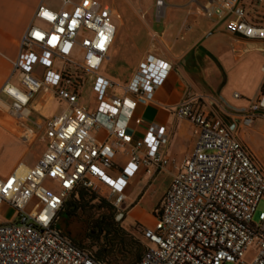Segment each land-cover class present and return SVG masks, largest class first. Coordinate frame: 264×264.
<instances>
[{
  "label": "built area",
  "instance_id": "1",
  "mask_svg": "<svg viewBox=\"0 0 264 264\" xmlns=\"http://www.w3.org/2000/svg\"><path fill=\"white\" fill-rule=\"evenodd\" d=\"M262 1L208 0L200 7L206 18L224 22L234 37L233 54L247 51L241 40L260 42L258 50L264 53V22L248 13L252 3ZM60 2L58 10L36 7L33 18L39 23L30 24L21 36L12 65L20 85L7 81L0 89L9 114L22 123V110L35 93L49 91L61 107L40 128L45 148L34 165L19 162L0 176V206L8 205L17 216L0 223V264H104L57 226L64 200L79 185L92 191L104 186L118 206L128 179L140 168L152 174L170 163L160 151L167 143L163 125L150 122L139 136L128 125L143 122L134 116L136 107L154 99L172 63L147 54L128 81L110 79L100 68L115 36L112 14L98 0ZM165 7V0H154L156 20ZM82 31L90 36L78 39ZM52 36L57 37L54 44L48 42ZM77 47L82 52L74 56ZM36 63L43 67L41 76L34 74ZM87 92L95 95L93 108L84 100ZM192 102L199 107L192 108ZM218 103L187 92L176 104V116L193 124L196 140L160 200L154 228L141 229L146 247L137 264H245L242 254L253 241L258 252L250 264H264V211L253 221L258 202L264 200V169L238 135L255 119L264 120V82L246 108L226 107V120L211 114ZM93 129H104L106 139L95 140ZM25 131L27 139L33 130ZM118 151L128 161L113 176L108 170L115 169L112 157ZM46 179L55 181L58 190L45 187Z\"/></svg>",
  "mask_w": 264,
  "mask_h": 264
},
{
  "label": "crops",
  "instance_id": "2",
  "mask_svg": "<svg viewBox=\"0 0 264 264\" xmlns=\"http://www.w3.org/2000/svg\"><path fill=\"white\" fill-rule=\"evenodd\" d=\"M126 2L128 3V22L124 23L121 20L120 6L121 4L124 6ZM165 2L166 7L164 10V16L160 20H156L154 16V0H113L111 8L116 30L112 45L118 37V32L121 29H123L127 35L126 48L128 49L138 48L139 44L136 42L133 35L144 34L147 36L152 32L158 33L160 31L163 35L162 41L164 45L169 48V54L174 57V59L182 57L187 40H177L175 35L177 34V30L183 19L188 20L192 14H197L196 7H198V4L197 2L193 3L191 0H165ZM39 4H43L53 10H58L62 7L60 0H0V89L7 81L15 85H20L17 72H13L12 65L18 55L21 36L30 24L39 23L37 19L33 18L34 11ZM262 4H264V0L257 6L252 3L250 7L255 6L260 8ZM250 7H248V11ZM130 18H134L135 21L132 22ZM198 21L200 25L197 26V33L200 34L201 32L205 34L210 32V35L206 39L207 41L205 40L207 43H204L201 46L207 48L213 59L214 67L222 77L221 80L213 83L215 87H218V92L202 94L214 97L218 100L219 103L210 109L211 114L219 115L226 120V107H232L237 110L246 108L249 105V102L256 98L258 90L264 82V53L258 50L259 48L253 42L241 40L240 45L243 48L248 44L254 45L252 48L246 47L245 49H247V51L235 55L231 51L234 37L228 33V35L224 34L229 38L228 44L222 47L215 42L216 34L223 33L219 30L212 31V29L214 28V25H219L218 28H222V30L225 31L224 22L218 23L205 16H198ZM147 41L148 38H146L141 44L142 49L139 52L138 58L134 61L133 71L127 78H125V80H119L120 82L128 81L131 78L138 62L142 59V52L146 47L145 45ZM112 45L110 46L109 51ZM243 45H245V47ZM119 49L117 52L114 49V53L120 57L121 53L119 51L121 49ZM255 52L259 54L257 55L258 64H256L258 69L253 73H249V79L247 78L246 80H249L251 89H248V86L246 85L248 82L243 81L242 75L236 74L233 62L242 59L249 53ZM159 55L171 62L168 59V56L166 57L162 54ZM231 56L232 59H230ZM106 60L107 57L101 65L100 72L110 79L119 82L112 75L108 74L106 70L102 72L101 69ZM215 68L211 67L213 74L216 72ZM33 71L35 75L41 76L43 74V67L36 63L33 66ZM237 80L240 83H238L236 88L232 89L230 95L226 90V86ZM188 83V77L181 66H177L176 69L172 68L162 84L156 89L154 99L150 102H141L137 105L134 116L141 117L143 122L140 125H134V123L130 122L128 125V131L132 132L135 136H139L144 132L146 125L150 122L163 125L167 136V143L161 147L160 151L169 159L170 163L165 169L152 174L147 173L143 168H140L134 176L128 179L127 185L124 189L125 198L122 203L128 199V197H131L132 194H135L136 203L139 204L141 202L140 197L143 195L146 186L151 189L157 187V200L161 199L170 183L172 175L180 169L184 159L191 153L196 140L194 126L187 119L177 117L175 113L176 104L186 95L187 92H190L192 95L198 93L189 91L187 88ZM245 90L246 93L244 92ZM41 93L42 97L47 93L51 98L47 97V99L43 100L42 97H39V94ZM234 93H238L239 96L234 97ZM241 98H244V100L237 101V104L232 103L233 100ZM5 101L6 96L0 92V176L11 172L19 162H22L27 167L34 165L45 148V143L39 137L40 134H38V131L41 130L40 128L45 119L52 117L59 112V110L58 112H54V109L60 107L58 100L55 99L49 91L43 90L35 93L31 97L30 104L22 110V120L24 121L22 123L18 119L9 116ZM39 104L43 108L48 109L46 114L50 115L43 117L44 120L42 123L39 121L40 118L38 117V113L40 111L43 112V110L36 107ZM191 105L194 109L199 107L197 102H192ZM26 128H31L33 133L28 135L27 139H24L22 133H26ZM91 135L98 142H102L106 139V131L104 129H93ZM34 146L40 147L41 150H34ZM127 161L128 156L121 151L116 152L112 157L115 169L108 170V173L116 176L117 170L122 169ZM7 206L8 205L3 204L0 208H6ZM11 219H17L15 213L11 218H1V221H10ZM147 228L150 227L147 226Z\"/></svg>",
  "mask_w": 264,
  "mask_h": 264
},
{
  "label": "rangeland",
  "instance_id": "3",
  "mask_svg": "<svg viewBox=\"0 0 264 264\" xmlns=\"http://www.w3.org/2000/svg\"><path fill=\"white\" fill-rule=\"evenodd\" d=\"M98 1L101 3L105 11L112 14L111 6L113 5V0ZM191 1L193 3L197 2L198 4V7H196L197 14H192L188 20L183 19L179 25L177 34L175 35L177 40H187L182 57L174 59V57L169 54V48L164 45L162 41L163 35L160 31L158 33L152 32L147 36L144 34L133 35L136 42L139 44L138 48L128 49L126 48L127 35L124 30L121 29L118 32V37L116 38L108 53L107 60L101 69L102 72L106 70L108 74L112 75L118 81L121 79L125 80V78H127L134 69V61L138 58L139 52L142 49L141 44L146 38H148V41L145 45L146 47L142 52V58L147 54H162L163 56H168V59L172 63V68L176 69L177 66H181L184 69L189 81L187 84L189 91L198 93L218 92V87H215L213 83L221 80L222 77L214 67L213 59L211 58L207 48H205V46H201L202 44L207 43L205 40L210 35V32L205 34L200 32L199 34L196 31L197 26L200 25L198 16H204L200 5L205 3L207 0ZM127 4L128 3L126 2L124 5L125 7L122 4L120 6L121 20L124 23L128 22ZM248 13L253 20L259 21V18L264 17V7H250ZM130 20L132 22L135 21L134 18H130ZM218 26L214 25L212 31L219 30L223 33L216 34L215 41L216 44H219L223 47L229 43V38L226 36L228 35L226 30L224 31L222 28L219 29ZM84 36H90V33L87 31H82L78 36V39ZM251 42L256 44L257 47L262 45L258 41ZM254 44H248L246 47L248 48ZM243 46L245 47V45ZM114 49L116 52L118 49L120 50V57L114 53ZM81 52L82 49L77 47L74 56L80 55ZM257 55H259L257 52L249 53L242 59L233 62V67L236 74L242 75L243 81L248 82L246 83L248 89H251V86L249 80L246 79H249V73H253L258 69V66H256V64H258ZM230 59H232V56ZM60 64L61 62L59 61L57 66ZM211 67L215 68V74L212 73ZM238 83L240 82L237 80L226 86V90L230 95L232 89L236 88ZM244 92L246 93V90ZM39 97H42V93L39 94ZM47 97L51 98L50 95L45 93L42 99H47ZM85 97L86 98L84 100L86 102L88 101L90 107L93 108L92 104L95 101V95L93 93L87 92ZM243 100L244 98L233 100L232 103L237 104V101ZM36 107L43 110V112L40 111L38 113L39 116L37 115L40 118L39 121L42 123L44 120L43 117L50 116L46 114L48 109L43 108L40 104ZM60 108L61 107L55 108L54 112H58ZM7 113L9 114V112ZM9 116L11 115L9 114ZM130 122L133 123V120ZM23 134L24 133H22V135ZM38 134H40L39 137L41 138V130L38 131ZM238 135L257 163L264 169V120L255 119L249 126L240 128ZM33 149L41 150L38 146H34ZM43 185L51 191L55 192L58 190V184L50 179L44 180ZM91 192L96 195V198L89 200L88 196L82 202L83 208L78 209L74 216H66L64 213L59 214L56 221L57 226L69 234V236H71L75 242L91 249L93 253H95V251H97L99 248H105L106 250H104V252H106V255L103 261L106 264H136L138 257L146 247V239L144 238L141 229L147 228V226L154 228L155 213L158 206L160 205L161 200H157V187L151 189L146 186L143 195L140 197L141 202L139 204L136 203L135 194H132L131 197H128V199L118 206L113 205V198L108 196V189L106 187L102 186V188H98L96 191L91 190ZM7 207L0 208V223L6 222L1 221V218H11L14 215V210L9 206ZM263 211L264 200H260L256 206L255 213L253 215V221H257L258 214ZM105 217H113L115 219L118 218V220L116 219L117 221H115L116 224L114 225V227L118 229L119 235L116 237V239H112L111 236L105 237V232L98 231V225L100 227L106 228V226L110 224L111 221H104ZM11 221H15V219H11ZM108 240H111L110 244L108 243ZM257 252L258 247L256 241H253L246 247L242 254L241 260L245 264H250L252 263Z\"/></svg>",
  "mask_w": 264,
  "mask_h": 264
},
{
  "label": "trees",
  "instance_id": "4",
  "mask_svg": "<svg viewBox=\"0 0 264 264\" xmlns=\"http://www.w3.org/2000/svg\"><path fill=\"white\" fill-rule=\"evenodd\" d=\"M253 20V19H252ZM256 21V20H255ZM259 22H264V17L259 18ZM89 196V200H93L96 198V195L94 193L91 192L90 189L79 185L77 187H75V189L68 195V197L64 200L63 206L61 211L59 212V214L64 213L66 216H74L76 211L78 209H82L83 208V204L82 202ZM58 214V215H59ZM104 221H111L110 224L108 226H106V228L100 227L99 225L97 226L98 231L99 232H105V237H109L111 236L112 239H116L118 235V229L116 227H114V225L116 224L115 221H117L115 218L113 217H105ZM63 231V230H62ZM65 234H67L65 231H63ZM69 236V234H67ZM71 239L72 237L69 236ZM111 239V240H112ZM108 240V243L110 244V241ZM72 241L79 247L82 248H86L89 249L83 245H80L79 243L75 242L73 239ZM94 257V259H96L99 262H102L104 264H106L103 259L105 258L106 252H104V250H106L105 248H99L97 251H95V253L92 252L91 249H89ZM142 255V253H141ZM141 255L138 257V260L136 262V264L138 263Z\"/></svg>",
  "mask_w": 264,
  "mask_h": 264
},
{
  "label": "snow or ice",
  "instance_id": "5",
  "mask_svg": "<svg viewBox=\"0 0 264 264\" xmlns=\"http://www.w3.org/2000/svg\"><path fill=\"white\" fill-rule=\"evenodd\" d=\"M44 15H45V16H48L47 13H44ZM48 19L51 20V19H54V17H52V16H48ZM73 23H75V22H73ZM35 36H36V39H38V40H42V39H43V36H41L40 33H35ZM56 40H57V37H56V36H52L51 39H50L48 42H49L50 44H54V43L56 42ZM100 47H103V41L101 42Z\"/></svg>",
  "mask_w": 264,
  "mask_h": 264
},
{
  "label": "bare ground",
  "instance_id": "6",
  "mask_svg": "<svg viewBox=\"0 0 264 264\" xmlns=\"http://www.w3.org/2000/svg\"><path fill=\"white\" fill-rule=\"evenodd\" d=\"M251 48L253 47V45L250 46Z\"/></svg>",
  "mask_w": 264,
  "mask_h": 264
},
{
  "label": "water",
  "instance_id": "7",
  "mask_svg": "<svg viewBox=\"0 0 264 264\" xmlns=\"http://www.w3.org/2000/svg\"><path fill=\"white\" fill-rule=\"evenodd\" d=\"M118 220V218H116Z\"/></svg>",
  "mask_w": 264,
  "mask_h": 264
}]
</instances>
